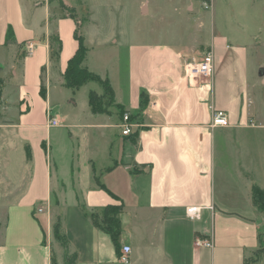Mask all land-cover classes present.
I'll list each match as a JSON object with an SVG mask.
<instances>
[{
    "label": "crops",
    "instance_id": "crops-1",
    "mask_svg": "<svg viewBox=\"0 0 264 264\" xmlns=\"http://www.w3.org/2000/svg\"><path fill=\"white\" fill-rule=\"evenodd\" d=\"M198 2L193 41L141 46L97 29L96 48L126 49L118 61L91 60V12L82 24L61 15L67 0H0V264H120L124 246L129 264H264V252L255 260L264 212L252 191H264V170L247 163L264 165V0ZM77 37L83 67L114 90L105 114L88 100L101 86H66ZM29 42L37 47L26 56ZM203 48L213 50V77L189 79L184 65ZM218 111L228 126H213ZM64 144L65 162L53 153ZM108 205L123 206L119 252L86 215ZM189 207L200 208L198 220ZM59 217L68 252L55 237Z\"/></svg>",
    "mask_w": 264,
    "mask_h": 264
},
{
    "label": "rangeland",
    "instance_id": "rangeland-1",
    "mask_svg": "<svg viewBox=\"0 0 264 264\" xmlns=\"http://www.w3.org/2000/svg\"><path fill=\"white\" fill-rule=\"evenodd\" d=\"M67 1L74 5L72 7H68V12H62V16H72L74 19L77 18L78 22L86 24L90 18V12L92 13V24L88 27L91 33H89L88 36L92 35L91 39L88 37L91 60H96L95 58H100L102 56L107 59L112 56H116L117 53V58L119 61V59L122 60L125 56V48L115 49L113 46H110V48L106 50H99V48H96L95 33L97 29H103L109 34L115 32L117 36L116 38L120 41H123L122 37H128L133 41L135 40V44L141 46L163 45L168 43L175 44L178 43V40L183 42L193 41L194 36L197 34L196 31H194L191 27V24H194V22L190 17L192 13L190 8L194 6L199 7L200 2H198V0ZM61 5L63 4L61 3ZM77 5L83 6L82 8L79 7L81 10L77 9ZM149 9H151V13ZM207 15H210L209 7ZM202 32L203 31H201V33ZM206 49L204 50L203 48L201 51H206L207 53L211 48ZM201 58H189L185 65L190 63L195 64L199 62ZM118 61L115 62V64H118ZM116 66H119V64ZM116 66L113 68L116 69ZM116 73H119L118 75L120 76L121 72L119 70V72ZM60 103L62 106H66V104H64L66 103L64 100L60 101ZM63 108L66 109V107ZM67 111H69V109ZM57 136L59 137V135ZM62 137H65V131L62 133ZM53 149L55 156L57 155L55 149H57L60 153L58 155H61L59 159H61L63 162L67 160V145H62L61 150H59L57 146L55 147L54 145ZM250 153L256 154V152ZM238 160L240 163L244 162V160L240 158H238ZM247 163L250 165L248 170H257L258 172L264 170V165L261 164V160L257 158H250L247 160ZM217 170H219V166ZM61 209L62 208L59 209L58 213L61 212Z\"/></svg>",
    "mask_w": 264,
    "mask_h": 264
},
{
    "label": "trees",
    "instance_id": "trees-1",
    "mask_svg": "<svg viewBox=\"0 0 264 264\" xmlns=\"http://www.w3.org/2000/svg\"><path fill=\"white\" fill-rule=\"evenodd\" d=\"M77 40L79 43V47L76 53L74 54V56L68 61V65L64 73L66 86L73 90H78L88 83H95L101 86L103 89V94L98 95L96 92L92 91L89 93L88 100H89V106L93 114H105L109 111L111 107L115 106L116 104L114 90L108 79L104 80L99 75L94 74L83 67V63L86 58L87 48L84 45V41L81 37H77ZM1 83L2 80L0 79V99L2 97ZM42 96L45 97L44 94H42ZM147 105H148V100L146 98V95L143 94L142 99L140 100V107L141 109H144L146 108ZM252 191H253L254 205L264 212V191L257 186H255ZM122 211H123L122 205H108L99 212H91V213L86 212V215L88 216V218H90L94 227L110 235L118 252L120 250L119 239L122 235V222H121ZM61 227H62V222H61V217H59L56 220L54 226L55 237L57 241L60 242L61 245L68 252L69 245L66 238L61 233ZM263 252H264V247L256 251L255 253L256 261L259 260Z\"/></svg>",
    "mask_w": 264,
    "mask_h": 264
},
{
    "label": "built area",
    "instance_id": "built-area-1",
    "mask_svg": "<svg viewBox=\"0 0 264 264\" xmlns=\"http://www.w3.org/2000/svg\"><path fill=\"white\" fill-rule=\"evenodd\" d=\"M36 44L34 42H29L26 44L25 55L30 56L34 53L36 49ZM214 54L213 50L210 49L199 62L197 63H190L185 65L184 72L189 79H199V80H211L214 74ZM123 125L124 135H129L132 131L133 125L129 122V116H124ZM48 124L50 127H58L59 120L52 116L50 113L48 114ZM213 126H221L225 127L228 126V120L226 115L223 112H215L213 116ZM187 216L190 220H198L200 218V208L197 207H189L186 210ZM204 245L207 247H212L213 242L212 240H207L204 242ZM130 254H131V247L124 246L121 249V256L119 258L120 264H129L130 263Z\"/></svg>",
    "mask_w": 264,
    "mask_h": 264
},
{
    "label": "water",
    "instance_id": "water-1",
    "mask_svg": "<svg viewBox=\"0 0 264 264\" xmlns=\"http://www.w3.org/2000/svg\"><path fill=\"white\" fill-rule=\"evenodd\" d=\"M0 77H2V76H0Z\"/></svg>",
    "mask_w": 264,
    "mask_h": 264
}]
</instances>
